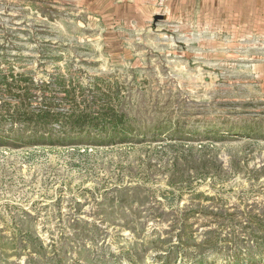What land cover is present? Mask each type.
<instances>
[{"label":"rangeland","instance_id":"1","mask_svg":"<svg viewBox=\"0 0 264 264\" xmlns=\"http://www.w3.org/2000/svg\"><path fill=\"white\" fill-rule=\"evenodd\" d=\"M237 1L0 0V76L63 114L24 127L0 82V264H264V13ZM87 106L142 131L72 130Z\"/></svg>","mask_w":264,"mask_h":264},{"label":"trees","instance_id":"2","mask_svg":"<svg viewBox=\"0 0 264 264\" xmlns=\"http://www.w3.org/2000/svg\"><path fill=\"white\" fill-rule=\"evenodd\" d=\"M17 81L18 80H16L13 73L1 74L0 76V82L6 87V95L10 96L9 98L18 97V100L13 107L11 106L12 102H10L7 98L1 105V109L4 110V112L8 113L11 118H13L15 121L23 123L24 127L38 131V129L47 128L48 123L52 121V117H55V119L57 120L59 119V117L63 116V114L60 112L51 113V110L49 108L41 109L39 111H32V109H29L27 106L25 107V105L27 104L26 101L29 99L30 92L28 88L24 91L16 90L14 83L15 85H17ZM67 93L70 94L69 91H67ZM105 109L106 108H104V110L102 111L100 110L96 116H92L91 108H88L87 106L85 107V109H82L80 111L78 109H74L70 114H68L66 118H63L65 119V122H67L71 126L72 130H78L81 132L87 131V129L90 127H99L103 131L109 132L114 136L119 132L130 133L132 130L142 131V129H139L131 122L130 118L126 117V114L124 112L113 110L112 113L108 109ZM143 131L146 132L147 130ZM122 137L128 138L129 136L128 134L127 136L126 134H123ZM39 139H42L44 141H53L49 138L43 137H33L29 138L27 141L32 143L35 141H39ZM9 141L10 140H7L6 136H0V144L2 142L4 144H10Z\"/></svg>","mask_w":264,"mask_h":264},{"label":"crops","instance_id":"3","mask_svg":"<svg viewBox=\"0 0 264 264\" xmlns=\"http://www.w3.org/2000/svg\"><path fill=\"white\" fill-rule=\"evenodd\" d=\"M250 3L251 2L247 0H238L236 3V8L242 11H258L259 13H264V10H260V5L264 6V0H258L257 3L249 7Z\"/></svg>","mask_w":264,"mask_h":264},{"label":"water","instance_id":"4","mask_svg":"<svg viewBox=\"0 0 264 264\" xmlns=\"http://www.w3.org/2000/svg\"><path fill=\"white\" fill-rule=\"evenodd\" d=\"M164 18V16L163 15H155V17H154V19H155V21H158V20H160V19H163Z\"/></svg>","mask_w":264,"mask_h":264}]
</instances>
